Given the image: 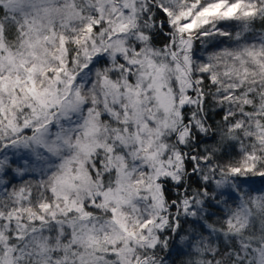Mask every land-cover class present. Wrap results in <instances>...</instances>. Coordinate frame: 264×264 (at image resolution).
Instances as JSON below:
<instances>
[{"label":"snow or ice","instance_id":"6c2138e0","mask_svg":"<svg viewBox=\"0 0 264 264\" xmlns=\"http://www.w3.org/2000/svg\"><path fill=\"white\" fill-rule=\"evenodd\" d=\"M0 264H264V0H0Z\"/></svg>","mask_w":264,"mask_h":264}]
</instances>
